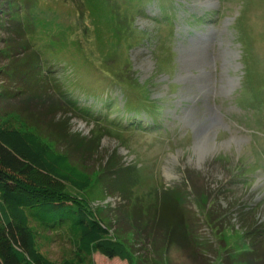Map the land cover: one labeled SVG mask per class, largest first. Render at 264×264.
Here are the masks:
<instances>
[{"label":"rangeland","instance_id":"obj_1","mask_svg":"<svg viewBox=\"0 0 264 264\" xmlns=\"http://www.w3.org/2000/svg\"><path fill=\"white\" fill-rule=\"evenodd\" d=\"M163 1L0 0L20 23L0 14V125L88 172L85 196L131 256L40 232L53 261L264 264V0H173L209 13L193 27ZM147 97L156 127L132 108Z\"/></svg>","mask_w":264,"mask_h":264},{"label":"trees","instance_id":"obj_2","mask_svg":"<svg viewBox=\"0 0 264 264\" xmlns=\"http://www.w3.org/2000/svg\"><path fill=\"white\" fill-rule=\"evenodd\" d=\"M172 1H163L169 3L168 9H175L170 24L181 19L180 22L185 21L193 27L207 20L208 12L204 15L191 13L184 3ZM181 11L184 15L176 17ZM167 12L169 10L163 15ZM0 14L20 25L7 10L1 8ZM7 50H0V54L8 56ZM12 71L11 79L20 76L18 68ZM0 72H4L3 67ZM66 97L70 99L67 94ZM147 99L149 104L134 102L132 108L137 115L148 114L151 124L156 127L160 123L162 106L157 104L159 100ZM133 121L138 119L133 118ZM141 122H145L143 118ZM52 137L55 139L54 134ZM92 182L88 172L72 162L67 154L54 149L38 132L9 123L1 124L0 196L5 204L2 212L8 214V218L0 225V264H72L70 261H53L38 249V239L43 236L40 232H51L46 239L52 240L60 230L75 241L87 257L102 252L109 258L118 257L130 263L131 256L125 245L113 239L111 227L85 196Z\"/></svg>","mask_w":264,"mask_h":264}]
</instances>
